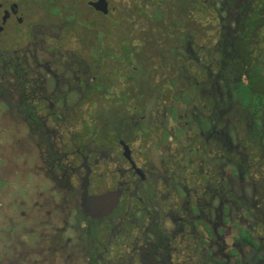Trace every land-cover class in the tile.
Masks as SVG:
<instances>
[{
	"label": "flooded vegetation",
	"instance_id": "1",
	"mask_svg": "<svg viewBox=\"0 0 264 264\" xmlns=\"http://www.w3.org/2000/svg\"><path fill=\"white\" fill-rule=\"evenodd\" d=\"M263 45L264 0H0V264H264Z\"/></svg>",
	"mask_w": 264,
	"mask_h": 264
},
{
	"label": "trees",
	"instance_id": "2",
	"mask_svg": "<svg viewBox=\"0 0 264 264\" xmlns=\"http://www.w3.org/2000/svg\"><path fill=\"white\" fill-rule=\"evenodd\" d=\"M251 50V54L256 55L241 62L249 65V85H243L241 91L242 100L249 103L250 112L258 122L264 119V45L254 46ZM257 133L254 131L252 134Z\"/></svg>",
	"mask_w": 264,
	"mask_h": 264
}]
</instances>
